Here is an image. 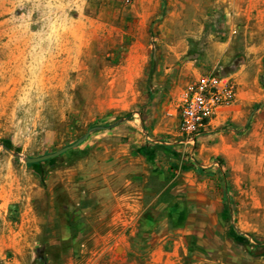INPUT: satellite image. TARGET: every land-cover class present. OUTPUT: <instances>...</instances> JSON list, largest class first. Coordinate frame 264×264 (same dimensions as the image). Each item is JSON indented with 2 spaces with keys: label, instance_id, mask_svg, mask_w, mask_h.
Wrapping results in <instances>:
<instances>
[{
  "label": "rangeland",
  "instance_id": "rangeland-1",
  "mask_svg": "<svg viewBox=\"0 0 264 264\" xmlns=\"http://www.w3.org/2000/svg\"><path fill=\"white\" fill-rule=\"evenodd\" d=\"M207 71L237 100L179 142ZM0 264H264V0H0Z\"/></svg>",
  "mask_w": 264,
  "mask_h": 264
},
{
  "label": "built area",
  "instance_id": "built-area-1",
  "mask_svg": "<svg viewBox=\"0 0 264 264\" xmlns=\"http://www.w3.org/2000/svg\"><path fill=\"white\" fill-rule=\"evenodd\" d=\"M237 81L228 72L207 71L192 77L180 95L176 112V136L179 142L193 144L206 132L213 118L233 104Z\"/></svg>",
  "mask_w": 264,
  "mask_h": 264
},
{
  "label": "water",
  "instance_id": "water-1",
  "mask_svg": "<svg viewBox=\"0 0 264 264\" xmlns=\"http://www.w3.org/2000/svg\"><path fill=\"white\" fill-rule=\"evenodd\" d=\"M101 128H104V126H101V125L91 126L90 128H88L86 130V132H84L80 137L75 139L73 142L62 146V147L58 148L57 150H54L52 152H47V153H44L41 155H37V156L25 155V156H23V161L25 163H35L38 161H42V160L57 156V155L65 152L66 150L71 149V148L75 147L76 145H78L82 140H84L87 137L88 133L91 130L101 129ZM2 147L7 150V148L4 145H2Z\"/></svg>",
  "mask_w": 264,
  "mask_h": 264
},
{
  "label": "crops",
  "instance_id": "crops-1",
  "mask_svg": "<svg viewBox=\"0 0 264 264\" xmlns=\"http://www.w3.org/2000/svg\"><path fill=\"white\" fill-rule=\"evenodd\" d=\"M237 94H238V88H237ZM236 100H237V95H236V99H235V101L233 102V104L236 102ZM233 104H232V105H233ZM223 112H224V109H222L221 112H219V113L213 118L212 123L210 124L208 130H207L206 132L202 133V135L198 136V137L196 138V141H198V140H204L205 138L211 136V135L209 134V131L212 129L214 123H216V122H217V123H222V120H219V119L221 118V115H223Z\"/></svg>",
  "mask_w": 264,
  "mask_h": 264
},
{
  "label": "trees",
  "instance_id": "trees-1",
  "mask_svg": "<svg viewBox=\"0 0 264 264\" xmlns=\"http://www.w3.org/2000/svg\"><path fill=\"white\" fill-rule=\"evenodd\" d=\"M3 144L5 145V147L6 148H8V149H10V150H14L15 152H18L19 151V148L18 147H12L11 146V144H10V142L9 141H4L3 142ZM144 151V150H143ZM143 151H142V153H143ZM39 162V161H38ZM36 163V162H35ZM27 164H32V163H27ZM225 200V203H224V209H225V207H227V205H226V199H224ZM242 241H246L244 238H242Z\"/></svg>",
  "mask_w": 264,
  "mask_h": 264
}]
</instances>
